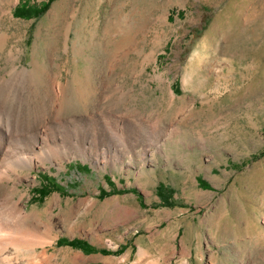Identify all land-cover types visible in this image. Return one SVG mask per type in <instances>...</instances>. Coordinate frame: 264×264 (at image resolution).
<instances>
[{
  "label": "rangeland",
  "instance_id": "rangeland-1",
  "mask_svg": "<svg viewBox=\"0 0 264 264\" xmlns=\"http://www.w3.org/2000/svg\"><path fill=\"white\" fill-rule=\"evenodd\" d=\"M14 67L56 83L52 127L84 138L9 182L44 264H264V0H0L2 113L35 97L43 121Z\"/></svg>",
  "mask_w": 264,
  "mask_h": 264
},
{
  "label": "bare ground",
  "instance_id": "bare-ground-1",
  "mask_svg": "<svg viewBox=\"0 0 264 264\" xmlns=\"http://www.w3.org/2000/svg\"><path fill=\"white\" fill-rule=\"evenodd\" d=\"M11 74H22L31 79L28 83L30 91L31 93L37 91V97L45 110L42 117L47 116L41 121L32 110H28V106L37 107L35 97L32 103L26 98L12 97L15 102H12L13 105L21 106L12 116L5 118L7 114L4 116L2 113L5 104L0 100V264H44L51 261L54 255L48 254L46 250L39 253L38 246L45 245V242L32 239L33 231L40 227L41 220L37 215L31 214L16 198L18 183L11 186L9 182L15 176L20 177L19 168L31 167L46 157L44 161L60 160L64 156H69L70 153H64L68 145L83 151L84 138L79 139V144L71 143L65 133L52 127V117L61 107L58 99L59 87L55 82L49 79L40 84L35 71L28 73L26 67L22 69L14 67ZM3 79L9 78L3 77ZM21 126L25 128V134L19 138L15 132ZM14 142L18 143L14 144ZM22 143L18 154L17 145ZM102 144L103 142L95 138L90 148V157L97 163H101L102 158V162L108 161L109 151L104 149L100 152ZM50 151L54 153V158H51ZM23 253H26L27 257L23 256Z\"/></svg>",
  "mask_w": 264,
  "mask_h": 264
},
{
  "label": "trees",
  "instance_id": "trees-1",
  "mask_svg": "<svg viewBox=\"0 0 264 264\" xmlns=\"http://www.w3.org/2000/svg\"><path fill=\"white\" fill-rule=\"evenodd\" d=\"M17 9L16 10L20 11L21 14H31V15L35 14V16H39L46 9V6L42 5V7L38 8V9L32 8V5L31 4L29 5V3H27L25 1L22 5H19L17 7ZM88 169H89V167H88ZM200 183L204 184V186L206 188L210 187L209 182L205 181L204 179H202V181H200ZM58 189L62 190L60 188H58ZM48 190H49V188H47L46 185L41 186L40 191H39V195H41V194L47 195L46 193L49 192ZM103 191L104 190L102 189L101 193ZM157 192H158L159 197L161 198V203L166 204V205H173V203H174L173 198H174V192L175 191L172 188L168 187L164 183H160L157 187ZM63 240L64 239H59V242H63ZM67 242L73 246H81L82 249L87 250L86 249L87 245H86L85 241L74 239V240H70V241L68 240ZM119 251L122 252V249H120ZM113 253H116V252H113Z\"/></svg>",
  "mask_w": 264,
  "mask_h": 264
}]
</instances>
